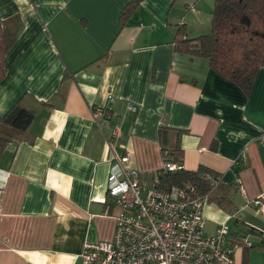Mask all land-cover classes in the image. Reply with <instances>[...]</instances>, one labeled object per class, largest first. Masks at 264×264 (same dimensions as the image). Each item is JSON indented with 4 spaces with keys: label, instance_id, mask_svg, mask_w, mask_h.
Instances as JSON below:
<instances>
[{
    "label": "crops",
    "instance_id": "1",
    "mask_svg": "<svg viewBox=\"0 0 264 264\" xmlns=\"http://www.w3.org/2000/svg\"><path fill=\"white\" fill-rule=\"evenodd\" d=\"M130 1L0 0L14 34L0 116L21 98L33 112L0 154V264H82L85 240L113 234L114 152L150 175L163 161L160 125L173 129L167 144L179 143L184 169L221 178L203 207L206 232L224 223L231 241L252 243L235 250L236 264H264V67L245 93L205 57L174 48L178 24L188 38L211 30L213 0H141L121 24ZM93 105L110 118L95 121Z\"/></svg>",
    "mask_w": 264,
    "mask_h": 264
},
{
    "label": "built area",
    "instance_id": "2",
    "mask_svg": "<svg viewBox=\"0 0 264 264\" xmlns=\"http://www.w3.org/2000/svg\"><path fill=\"white\" fill-rule=\"evenodd\" d=\"M91 115L100 123L101 117L110 118V107L93 105ZM120 133L119 124L111 127L107 141L112 152V139ZM110 162L106 196L119 208L113 216V234L106 240H85L82 264H236L235 250L252 246L245 238L231 241L224 223L206 232L207 193L198 192L192 184H162L161 174L182 170L181 161L163 160L150 175L131 166L128 154L114 152ZM202 178L213 185L221 180L219 175ZM246 203L259 201L246 199Z\"/></svg>",
    "mask_w": 264,
    "mask_h": 264
},
{
    "label": "trees",
    "instance_id": "3",
    "mask_svg": "<svg viewBox=\"0 0 264 264\" xmlns=\"http://www.w3.org/2000/svg\"><path fill=\"white\" fill-rule=\"evenodd\" d=\"M140 2L133 0L122 8L119 16L121 24L126 22ZM211 16V31L208 34L188 38L185 25L178 24L173 37L174 48L179 52L205 57L212 70L248 93L256 72L264 67V0H213ZM13 43V32L0 18V80L5 73V54ZM32 119L33 112L24 104L23 98L0 116V154L7 143L22 138ZM171 129L164 125L158 127L160 153L163 160L182 162L179 143L175 142L173 146L167 144ZM176 132L179 135L182 130L176 129ZM204 174L217 175L212 169L199 166L195 170L183 167L176 172H166L160 178L162 184L166 185L192 184L200 193L208 194L212 188L221 187V180L213 185L202 178Z\"/></svg>",
    "mask_w": 264,
    "mask_h": 264
},
{
    "label": "rangeland",
    "instance_id": "4",
    "mask_svg": "<svg viewBox=\"0 0 264 264\" xmlns=\"http://www.w3.org/2000/svg\"><path fill=\"white\" fill-rule=\"evenodd\" d=\"M186 28V27H185ZM211 30H208V31H201V33H199L198 35H200V34H208L209 32H210ZM197 35V36H198Z\"/></svg>",
    "mask_w": 264,
    "mask_h": 264
}]
</instances>
